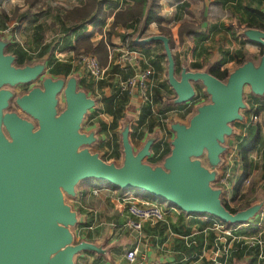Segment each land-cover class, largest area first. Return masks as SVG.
Returning a JSON list of instances; mask_svg holds the SVG:
<instances>
[{
    "label": "water",
    "instance_id": "95a60500",
    "mask_svg": "<svg viewBox=\"0 0 264 264\" xmlns=\"http://www.w3.org/2000/svg\"><path fill=\"white\" fill-rule=\"evenodd\" d=\"M144 20L133 42L142 46L162 43L167 62V82L174 104L196 96L194 84L209 96L199 104L188 123L172 121L169 153L158 164L144 161L153 155L157 134L148 136L138 149L129 139V120L121 129L122 160L104 161L88 146L98 141L95 129L81 127L95 100L79 87L74 74L67 78L45 76L42 87L15 98V104L31 120L5 112L14 86L37 79L46 63L37 60L22 67L4 49L13 35L0 37V264H75L80 253L105 254L107 249L87 240L75 241L77 211L65 201L74 198L76 187L88 179L114 187L135 189L163 200L187 215L205 214L226 225H241L264 209V201L231 212L222 202V188L214 187L219 166L233 135V122L242 121L244 88L264 98V30L245 28L244 37L261 46L257 61H245L221 80L206 71L182 67L176 73L169 37L154 34L140 38ZM62 95L64 106L59 108ZM206 157L207 165L200 159Z\"/></svg>",
    "mask_w": 264,
    "mask_h": 264
},
{
    "label": "crops",
    "instance_id": "0c3cea01",
    "mask_svg": "<svg viewBox=\"0 0 264 264\" xmlns=\"http://www.w3.org/2000/svg\"><path fill=\"white\" fill-rule=\"evenodd\" d=\"M6 1L14 3V8L22 13L20 19L23 22L13 37L16 39L18 35V39L23 40L27 36L28 49L19 43L20 50L36 61L43 60L49 73L65 75L67 72V75L77 76L82 84L79 86L95 100L94 108L86 117L87 127L88 131L96 130L98 140L106 142L105 147H116L121 143L120 133L126 119L129 120V139L135 132L138 148L153 134H157L155 142L161 141L156 126L158 119L153 117L154 111L150 109L159 96L173 90L167 82V62L162 43L156 41L144 47L131 44L140 23L114 27L109 37L111 47L108 56L100 62L106 73L102 79L95 80L85 73L75 57L79 52L87 53L86 47H94L105 37L111 29L112 14L101 19L99 16L95 18L93 11L88 18L75 24L63 19L65 12L81 6L85 0H38L33 5L26 0H5L3 3ZM130 3V0H103V12L108 14ZM159 4L160 26L169 30L171 35L176 73L182 67L191 71H206L213 67L231 71L240 65L238 61L242 57L251 56L250 44L255 43L242 34L249 18L245 7L259 9L263 17L254 22L255 25H264V0H159ZM213 9L219 12H212ZM27 11L29 15L26 17ZM181 24L188 26L182 32L179 31ZM154 34H162L155 22L147 26L140 38ZM82 36H87V40ZM125 52L128 53L127 58L122 57ZM145 69L152 71L145 90L120 91L121 80ZM258 105L264 111V100L261 99ZM258 123H261V117L256 124L236 128L227 146L235 158L228 156L225 162V169L230 171L233 182V193L243 172L237 145L242 139L258 134V143L248 155L251 172L240 182L237 191L240 195L247 188L251 189L252 195L257 196V200L252 196L254 202L264 201V126ZM125 195L152 200L145 194L122 192L104 184L93 186L85 181L77 187L72 206L79 218L76 226L78 240L93 242L110 253L120 245L118 241L123 242L124 249L127 248L118 247L122 253L109 254L111 263L101 255L84 252L76 256L75 264H127L125 252L134 247L138 249L135 264H218L217 258L222 261L221 251H225L224 256H227L226 242L238 243L239 235H226V228L218 227L219 220L170 210L166 203H163L168 210L165 221L154 224L142 222L139 228L132 227L128 223L135 219L122 200ZM196 220L207 222V225L201 227L195 223Z\"/></svg>",
    "mask_w": 264,
    "mask_h": 264
},
{
    "label": "rangeland",
    "instance_id": "374dc122",
    "mask_svg": "<svg viewBox=\"0 0 264 264\" xmlns=\"http://www.w3.org/2000/svg\"><path fill=\"white\" fill-rule=\"evenodd\" d=\"M26 1L29 2L30 5H33L38 0H26ZM14 7H15L14 3L7 2V1H6V3L2 2L0 4V30L6 29L5 30L6 32H2L3 34L6 33V35H14V32H16V30L18 28H20V24H22V22H23L20 19L21 15H22L21 11H19L17 7L16 8H14ZM210 12H211V10H210ZM212 12L218 13L219 11L213 9ZM3 15H5L7 18H4ZM48 21H50V20H48ZM14 38H15V36H14ZM26 39H27V36H25V38H23V40L21 38L18 39V35H17L15 42L20 43V45L25 46L28 49V43H27ZM261 50H262L261 46L255 45V44H250V54H251L254 61H257L259 59V57L261 55ZM81 53L84 55L85 54H91L97 58V56L93 53L79 52L76 54L75 59H77V56L80 55ZM98 61H99V59H98ZM99 63H100V61H99ZM125 80L126 79L121 80V81H125ZM79 85L81 86L82 84L79 83ZM194 86H195V90H196V96L192 100H190L186 103L174 104L172 102V100H174L175 95L171 91L168 92L167 94H162L161 96L158 97V101L156 103L154 102L153 107L150 110L154 111L153 117L158 119V122H157L158 124L156 126L159 129L158 133H159V137L161 138L160 142H163L164 144H168V146H169V143H170V141L174 135L173 132L169 128L170 123L172 121H175V120L183 122V123H188L189 118L195 112L196 107L199 104H201L203 102H207L209 100V96L205 93L204 88L201 84L196 83V84H194ZM19 90H22V88H20ZM125 92H127V91H125ZM261 99L264 100V98L253 95L250 91L249 86H245V88H244L245 108L241 110V113L245 117L243 118L242 121L233 122L234 131L236 130V128H239V126L240 127L247 126L249 123L256 124L257 121L256 122L254 120L251 121V117H252L251 115H253V114L258 115L259 119L261 117V123L260 124L258 123V124L262 127L264 126V111H263V109H260V108H262V106L258 105V103H259V101H261ZM63 106H64V103H63V99H62V95H61L59 108H62ZM259 111H262V113L259 114ZM86 117H87V115L85 116V120H84L82 127H81V130L84 132L88 131V127H87L88 124H87V118ZM259 119H258V121H259ZM136 136H137L136 133L133 132L131 137H130V141H131V144L134 147V149H138V147H137L138 141L135 138ZM232 137H233V135L228 136L226 143H225L226 146H228L229 140ZM105 144H106L105 141L102 142L101 140H98L94 144L89 145L88 148L92 152H97L104 161H106L108 163L113 162V163H116L117 165H119L121 163V160H122L121 143H118L116 147H112V146L111 147H105ZM103 145H104V147H103ZM169 148H170V146H169ZM225 154L226 155L223 156V162L221 163V165L218 168V170H219L218 179H217V181L213 182L214 187H220L223 190V192L221 194L222 201H226L230 205V207H232V208H239L241 206H244L248 202H252L253 200H257V196L252 195V190L248 189V188H247V190H245L246 192L244 191V193H242V194L240 193V195H238L239 193L237 194V197H238L237 201L232 200V197H233V195H232V187H233L232 183L233 182L230 180V178L228 179L227 185L221 184L220 181L223 178L222 176L225 175L226 171H227V169H225V165H226L225 162H226L228 156L231 159H234L235 157H234V155L233 156L230 155L229 150ZM151 157L152 156L146 157L144 159V161L146 163L151 164L152 163ZM200 159L202 160L203 164L207 165L205 155H203ZM79 186H80V184L77 187H79ZM252 196H254L253 200H252ZM65 201L71 205L73 204L71 197L65 196ZM161 204L163 206H165L163 203H161ZM227 226H228V229H231V234H232L231 236H233L235 234L237 235V231H242V234L239 235L237 244H241L242 246H246V247H252L254 245V243L260 242V243H262V245H264V209H262V211L257 216H255L253 219H251L248 222V224L227 225ZM73 231L75 234V241H77L78 238H77L76 227H74ZM118 242H119L118 244H120L118 247L121 249L122 248L124 249V247H122L123 242L122 241L121 242L118 241ZM228 245H231V246L228 247ZM234 245H236V243L235 242L233 243V241H230V240H228L226 242V244L224 245L225 248L227 249V251H226L227 256L229 254L233 253L232 251H233ZM118 247L115 251L113 250V251H111V253L106 252L105 254H101V256H103L105 258V260H107L109 263H111L112 257L110 255H112L113 253L116 254V253H122L123 252V250L120 251V249ZM112 248H115V247H112ZM220 253H221V258L222 259L224 258V259L222 261H220L217 258V262L219 261L220 262L219 264H226L228 262V260H227V256H224L225 251H221ZM92 254H95V253H92ZM95 255H100V254H95ZM248 258L249 257H246L247 260H248ZM262 258L260 259V264H264V259H262ZM209 261H211V260H209ZM227 264H229V263H227ZM230 264H246V262L245 261H235V262H232Z\"/></svg>",
    "mask_w": 264,
    "mask_h": 264
},
{
    "label": "trees",
    "instance_id": "16d2710c",
    "mask_svg": "<svg viewBox=\"0 0 264 264\" xmlns=\"http://www.w3.org/2000/svg\"><path fill=\"white\" fill-rule=\"evenodd\" d=\"M3 1L5 0H0V4ZM222 1L226 2L228 0H222ZM130 2L131 3L126 5L125 7L117 9L116 11L114 12L112 11L107 14L103 12V0H85V2L81 6L73 7L72 9L67 10L65 12L63 19L76 24L80 22L81 20L89 17L93 11H95L93 16L95 18L99 16L101 19H104L107 16L112 14L113 22L111 24V29L105 34V37L102 38L94 47H86L85 49V51L95 54L99 58L100 62H103L104 60H106L108 53H109V47H111V44L109 42L110 34L113 31L114 27L119 24H121L124 27H128L130 25H133L134 23H140L142 20H144V26L146 29L150 23L155 22L158 25L159 31L162 34L169 37V44H170V47L172 48L173 43H172V39H171V35L169 34V31L160 26L162 22V17L159 15V11H160L159 10L160 9L159 0H130ZM245 11L247 12V15L249 17L248 21L246 22L245 27L246 28H258V29L264 30V25H255V22H254L255 19H259V17H263V13L259 9L252 8L250 6L245 7ZM27 15H29L28 11L25 12L26 17ZM3 17L7 18L5 15H3ZM187 27H188L187 24H181L179 26V31L182 32V29H187ZM81 38H84L87 40L88 37L82 36ZM153 43L154 42L145 44L142 46L143 47L148 46ZM131 44L136 47L140 46L132 42V40H131ZM22 56H23V53L21 52L20 58H22ZM246 57L247 56L242 57L241 60L238 61L239 64H242L245 61ZM210 72L215 77L223 80L226 78L229 71L228 70L220 71L217 67H213L211 68ZM140 136L141 135H139V138ZM257 143H258V134H255V135L249 136L248 138L242 139L237 145V150L241 158V162H242L241 166H242L243 172L237 182L236 187L233 189L232 200L234 201L238 200L237 191H238V186L240 182L243 179H245L251 172L249 161H248V155L252 150L255 149ZM169 149L170 148L168 144H164L163 142H160V141L155 142L152 148L153 150V156L151 157L152 163L153 164L160 163L162 159L169 153ZM86 182H90L93 186H99L103 184L108 185L122 192H132L135 195L142 193V194L147 195L150 199L154 201H158L160 203H166L163 200L155 198L139 190H135V189L123 190V189L114 187L109 183L97 181L95 179H88L86 180ZM222 202L225 205V207L229 209L231 212H236L252 204V202H248L244 206H241L239 208H232L226 201H222ZM168 205L171 206L170 204ZM200 215H205V214H200ZM193 216H198V215H193ZM195 223L199 224L201 227L202 226L204 227L207 225V222H204L201 220H196ZM241 234H242V231H237V235H241ZM232 252L233 253H231L230 256L227 257V260H228L227 263H232L234 261H245L246 264H260V259L262 257H263L262 259H264V245H262V243L260 242L254 243L252 247H246V246H242L241 244H236L234 245ZM246 257H249L248 260L246 259ZM223 259L221 258V260Z\"/></svg>",
    "mask_w": 264,
    "mask_h": 264
},
{
    "label": "built area",
    "instance_id": "2783aa9c",
    "mask_svg": "<svg viewBox=\"0 0 264 264\" xmlns=\"http://www.w3.org/2000/svg\"><path fill=\"white\" fill-rule=\"evenodd\" d=\"M4 32H6L4 30ZM135 53V51H133ZM127 52L123 53L122 57L127 58ZM76 62L81 65L85 73L95 80L102 79L106 73L105 67H103L98 59L91 54H80L77 56ZM151 69H145L133 75L127 77L125 81L119 83V89L122 92L127 91L130 93L134 89H139L141 91L145 90L149 77L151 76ZM251 121H258V115H251ZM232 155V154H231ZM223 177V178H222ZM221 178V184L227 185L228 179L230 178V171L227 170L226 174ZM122 200L126 203L128 213L134 217L135 221H131L128 224L132 227L139 228L142 222L158 223L165 221L168 210L160 202L154 200H139L138 198L130 195H125ZM178 211L177 208L170 206L169 208ZM224 230L226 235L231 234V229L222 222H218V227ZM137 247L129 249L125 252V258L127 264H135L137 260ZM219 264V263H218Z\"/></svg>",
    "mask_w": 264,
    "mask_h": 264
},
{
    "label": "flooded vegetation",
    "instance_id": "af4514ba",
    "mask_svg": "<svg viewBox=\"0 0 264 264\" xmlns=\"http://www.w3.org/2000/svg\"><path fill=\"white\" fill-rule=\"evenodd\" d=\"M7 36H10V35H6V34H3L1 31H0V37H7ZM15 38L12 37L11 40H10V43L5 47L4 49V53L5 54H11L14 56V61H13V65L16 66V67H22L26 64H33L36 62V60L32 59L31 56L25 52V51H21L20 47H19V43H16L15 42ZM23 53V56L22 58H20V53ZM47 66H46V70L43 74H41L37 79L33 80V81H30L28 83H18L14 86H9V85H4L3 88L4 89H8L12 92V97L9 98L8 100V107L4 110L5 112H15L17 113L20 117L22 118H25L27 120H31V117L29 115H27L25 112H23L16 104H15V98L17 96H21L23 94H26L28 93L32 88L34 87H39L41 88L42 87V81H43V78L45 76H51L53 78H56V77H63V78H67L68 76L70 75H61V74H52V73H49L47 71ZM20 88H22V90H19Z\"/></svg>",
    "mask_w": 264,
    "mask_h": 264
}]
</instances>
